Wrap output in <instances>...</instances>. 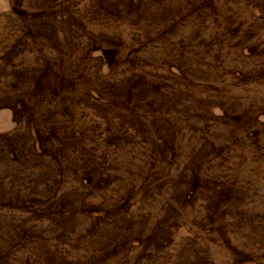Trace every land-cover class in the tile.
<instances>
[{"label":"rangeland","instance_id":"1","mask_svg":"<svg viewBox=\"0 0 264 264\" xmlns=\"http://www.w3.org/2000/svg\"><path fill=\"white\" fill-rule=\"evenodd\" d=\"M0 264H264V0H0Z\"/></svg>","mask_w":264,"mask_h":264}]
</instances>
